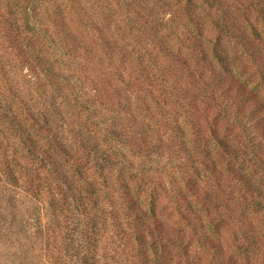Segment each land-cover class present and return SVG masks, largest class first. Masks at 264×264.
Wrapping results in <instances>:
<instances>
[{
	"label": "rangeland",
	"instance_id": "374dc122",
	"mask_svg": "<svg viewBox=\"0 0 264 264\" xmlns=\"http://www.w3.org/2000/svg\"><path fill=\"white\" fill-rule=\"evenodd\" d=\"M210 66L236 83H221L211 112L235 152L187 108L137 102L150 90L140 76L194 83ZM240 95L264 109V0H0V264H142L116 175L101 170L106 148L163 222L148 264H264V201L223 166L232 156L264 177V114Z\"/></svg>",
	"mask_w": 264,
	"mask_h": 264
},
{
	"label": "trees",
	"instance_id": "16d2710c",
	"mask_svg": "<svg viewBox=\"0 0 264 264\" xmlns=\"http://www.w3.org/2000/svg\"><path fill=\"white\" fill-rule=\"evenodd\" d=\"M190 12L191 6L187 5L185 9V14L188 15ZM191 17L192 15H189L187 17V20L189 22H192ZM187 35L190 37V29L187 30ZM215 54L216 55H213L210 59L212 60L214 58L215 60H220V62H222L220 57L217 55V51ZM147 56L150 57L148 58V62L153 63L151 54ZM222 68L228 75L229 72L227 68ZM165 69H169L168 72L166 71L168 78L170 77L173 79L171 74H168L170 71V67ZM208 72V77L206 79H203L202 73L200 74L197 72V77L199 79L197 81L195 80L194 83H192L191 81H187V83H185V81H183L182 79H174L172 80L173 82L168 83L169 85L172 84L170 87L167 86L168 84L157 87L156 85H154L155 80H153L151 77H146L147 75H145L144 77L140 76L137 79L139 80L138 82H141L143 84L142 86L147 85L150 90L145 93L141 91L142 96L138 94L139 98L137 102H140L142 105L144 104V106H149V102L147 101L146 97H156V94H159L161 102L164 106L172 105L174 107H179L180 109L187 108V110H189L191 113L196 114L195 117H197L198 121H202V123L204 122L205 125L204 127L202 126V129H204L203 132L207 133L210 136V138L213 140V144L215 145L216 149L233 150L234 144L225 135H221L222 132L220 131V129H217L219 131L215 130L216 126L219 124L217 122L218 117L216 118L212 116L211 112L214 106H216L217 104L216 100L220 99V95L218 94L217 89L221 86V83L226 82L227 84L233 85L235 87L236 83L235 81H233V79L221 77V75L218 73V69L214 68L213 66H210ZM131 76L132 74L128 75L127 81L125 79V84L135 85L137 81H131ZM228 76H230V74ZM122 78L123 77H117L116 81L119 82V86L124 82ZM234 90H236V88H234ZM97 91L98 89L94 88L92 89L91 94L93 92L95 97H100V94L97 93ZM203 93L206 94V96L203 98V100H201L200 96ZM102 98L105 97L102 96ZM205 99H208L209 102H206ZM254 100L255 96L249 95H240V97L236 98V101L239 104L238 107H240L241 109L244 110L246 108L252 107V110H256L264 114L262 103H260L259 101L254 102ZM80 105L83 107V109H86L85 111H87L92 117L98 116L97 111L93 109L90 100L87 99V101H83L82 103H80ZM200 110H202L203 113L200 114ZM108 133L109 135H107V138L103 141V143L114 142V139L110 137V135L113 136V131L108 130ZM21 135H23L22 132ZM257 142L258 145L263 146L264 137L258 140ZM25 144L27 145L26 142ZM27 147L30 148L28 145ZM102 151L103 153L105 152L106 157L101 159V170L105 172L108 176L115 174V177H111L114 178L115 181L117 179L118 186L121 190L120 212L122 214L125 226L127 227L125 230L130 233V236H128V240L130 242H134V248L137 247L139 249V252L142 253L143 256L141 257L143 259L139 262H142V264H148V260L149 258H151V255L153 254L157 256L158 250L162 249L161 245L155 240V236L157 235V233L164 235L163 222L156 216L154 209L150 211L145 208L146 201L142 200L138 196L136 185L134 183L135 177L124 170V167L126 166L124 161L122 160L121 155L109 148H106ZM233 151L235 152V150ZM223 166L226 168V171L228 173L237 176L236 179L242 180V183H244L243 185L250 192L253 199H257L260 201L255 204L253 203V205L259 204L258 206L261 207V202L264 201V177H254V175L250 173V171L246 168L243 163L237 161L235 158L233 159L232 156L225 160ZM215 167L217 168V166ZM76 168L77 169L75 172L74 170H72L73 177H80L82 168L79 166H76ZM98 168L100 167L97 164H89L86 170L92 172L93 174H96L100 170ZM262 173L264 174V169H262ZM67 174L68 173H60L58 180L62 183L63 178L66 177ZM149 195V198H151L153 194L150 193ZM165 240L166 239L164 238V241ZM205 241L210 243L211 245H214L207 238L205 239ZM214 252L219 253V250L217 249ZM219 260H223L220 261L221 264H236L233 256L226 257L225 255H223Z\"/></svg>",
	"mask_w": 264,
	"mask_h": 264
}]
</instances>
